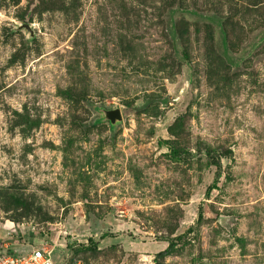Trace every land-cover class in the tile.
<instances>
[{"label": "rangeland", "instance_id": "374dc122", "mask_svg": "<svg viewBox=\"0 0 264 264\" xmlns=\"http://www.w3.org/2000/svg\"><path fill=\"white\" fill-rule=\"evenodd\" d=\"M0 242L264 264V0H0Z\"/></svg>", "mask_w": 264, "mask_h": 264}, {"label": "built area", "instance_id": "2783aa9c", "mask_svg": "<svg viewBox=\"0 0 264 264\" xmlns=\"http://www.w3.org/2000/svg\"><path fill=\"white\" fill-rule=\"evenodd\" d=\"M0 264H52L50 249L41 245L19 254L0 242Z\"/></svg>", "mask_w": 264, "mask_h": 264}, {"label": "trees", "instance_id": "16d2710c", "mask_svg": "<svg viewBox=\"0 0 264 264\" xmlns=\"http://www.w3.org/2000/svg\"><path fill=\"white\" fill-rule=\"evenodd\" d=\"M209 189V188H208ZM208 189L206 190V192H208ZM201 217V209L198 210V214H197V219H200ZM190 228H188L189 230ZM109 236V233H103L101 234L100 238H104V237H107ZM87 244H82V243H79L78 244V247L81 248L82 250H90V249H94L96 248V245H97V241L96 240H93L92 238H88L87 240ZM175 246V242L174 241H170L168 242L167 246L165 249L163 250H160L159 252H157L156 256L157 257H161V256H164L166 254L169 253V251Z\"/></svg>", "mask_w": 264, "mask_h": 264}, {"label": "water", "instance_id": "95a60500", "mask_svg": "<svg viewBox=\"0 0 264 264\" xmlns=\"http://www.w3.org/2000/svg\"><path fill=\"white\" fill-rule=\"evenodd\" d=\"M104 116L111 123H114L116 120L121 119L120 110L118 108L108 109L104 111Z\"/></svg>", "mask_w": 264, "mask_h": 264}]
</instances>
